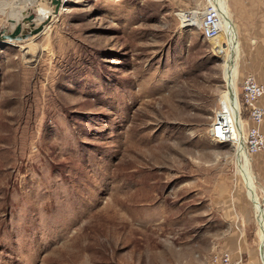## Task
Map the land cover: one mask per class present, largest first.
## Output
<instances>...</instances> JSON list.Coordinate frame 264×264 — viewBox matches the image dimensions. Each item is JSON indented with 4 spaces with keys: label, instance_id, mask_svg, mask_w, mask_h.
<instances>
[{
    "label": "rangeland",
    "instance_id": "1",
    "mask_svg": "<svg viewBox=\"0 0 264 264\" xmlns=\"http://www.w3.org/2000/svg\"><path fill=\"white\" fill-rule=\"evenodd\" d=\"M2 3L0 30L16 9L35 25L39 7L51 16L0 42V264H209L236 239L260 259L229 107L220 114L223 61L182 27L208 0H62L56 14L50 0ZM238 69L245 133L251 70ZM217 114L227 143L211 136Z\"/></svg>",
    "mask_w": 264,
    "mask_h": 264
},
{
    "label": "bare ground",
    "instance_id": "2",
    "mask_svg": "<svg viewBox=\"0 0 264 264\" xmlns=\"http://www.w3.org/2000/svg\"><path fill=\"white\" fill-rule=\"evenodd\" d=\"M208 1L213 2L219 8V13H220V31L215 38L211 39V43L213 42L214 45V50H213L214 53L218 57H220L223 61L222 63L223 78L226 84V89L223 96L224 99L221 102L220 114H224L227 106L229 107L232 121L234 123L235 131H236V134L233 137L234 142L236 144L235 155L239 166V171L242 174L245 183H247V190L250 195L251 201L254 204V210L257 215L258 233H259L258 236L260 241L259 243H260V252H261V254L259 252V256L263 258L264 210L262 209V206L256 194V185L250 167V156L249 153L247 152V148L245 144V135L243 133L244 128L242 127L243 124L238 112V103H237L238 94L236 92V75H237L236 62L239 55V43L237 40L236 28L235 25L231 22V20L228 19L229 17H227L226 0H208ZM4 7H5V3H2L0 5L1 11H3ZM37 10H38L37 12H38L39 22L51 16V10L42 7H39ZM15 11H16L15 16L17 19H19V11L17 9ZM187 17L189 21L193 17L199 18V10L189 11L187 13ZM262 263L264 264V261Z\"/></svg>",
    "mask_w": 264,
    "mask_h": 264
},
{
    "label": "crops",
    "instance_id": "3",
    "mask_svg": "<svg viewBox=\"0 0 264 264\" xmlns=\"http://www.w3.org/2000/svg\"><path fill=\"white\" fill-rule=\"evenodd\" d=\"M226 9L227 17L235 25L236 33L238 34L239 55L237 59L236 81L238 74L240 76L238 68L242 62L244 64V70L245 66L248 65L251 72L241 75V80L248 74H251L256 82L264 86V0H226ZM259 104L264 105V95L259 99ZM260 130L264 134V117L260 125ZM252 162L258 167L261 175L260 180L264 186V150L255 154L253 153L252 158L250 157L251 171ZM254 179L258 195V189L260 188L257 186L255 175ZM258 200L262 206L263 203L259 195ZM228 251L235 264H262L254 248L245 246L243 242L239 243L238 239H236L235 244L230 246Z\"/></svg>",
    "mask_w": 264,
    "mask_h": 264
},
{
    "label": "built area",
    "instance_id": "4",
    "mask_svg": "<svg viewBox=\"0 0 264 264\" xmlns=\"http://www.w3.org/2000/svg\"><path fill=\"white\" fill-rule=\"evenodd\" d=\"M185 9L184 11H191ZM199 18H191L190 22L182 27L197 28L202 37L209 41L215 38L220 31L219 8L209 2L199 9ZM241 97L243 105L249 111L248 119L251 123L245 131V144L248 153H254L264 149V134L260 130V124L264 117V105L259 104V99L264 95V86L255 81L253 76L247 75L241 80ZM226 121L216 115L211 126V136L219 143L229 142ZM209 264H235L227 250H218L209 258Z\"/></svg>",
    "mask_w": 264,
    "mask_h": 264
},
{
    "label": "water",
    "instance_id": "5",
    "mask_svg": "<svg viewBox=\"0 0 264 264\" xmlns=\"http://www.w3.org/2000/svg\"><path fill=\"white\" fill-rule=\"evenodd\" d=\"M50 2L51 4L54 5L53 14L58 13L62 5V0H50ZM26 13H27L26 10L21 9L19 11V19H17L15 16H12L11 14L8 15L7 20L9 26L7 28L5 27L0 30V42L14 43L28 39L29 37H32L33 35L40 33L44 28V25L47 23V21L50 18L49 16L45 20L41 21L38 25H35L34 14L29 13L28 15H26ZM218 118L223 119L224 116L218 115ZM261 260L262 262L264 261V255L263 258H261Z\"/></svg>",
    "mask_w": 264,
    "mask_h": 264
}]
</instances>
